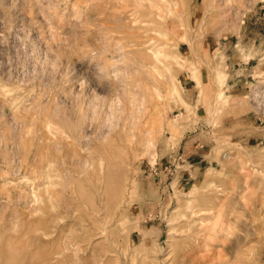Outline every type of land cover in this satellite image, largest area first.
<instances>
[{
    "label": "rangeland",
    "instance_id": "374dc122",
    "mask_svg": "<svg viewBox=\"0 0 264 264\" xmlns=\"http://www.w3.org/2000/svg\"><path fill=\"white\" fill-rule=\"evenodd\" d=\"M0 264H264V0H0Z\"/></svg>",
    "mask_w": 264,
    "mask_h": 264
}]
</instances>
